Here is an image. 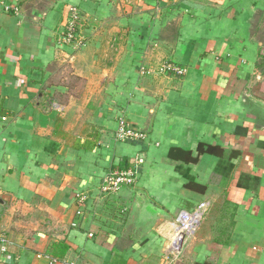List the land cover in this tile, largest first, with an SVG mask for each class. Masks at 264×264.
Segmentation results:
<instances>
[{
    "label": "crops",
    "instance_id": "crops-1",
    "mask_svg": "<svg viewBox=\"0 0 264 264\" xmlns=\"http://www.w3.org/2000/svg\"><path fill=\"white\" fill-rule=\"evenodd\" d=\"M2 1L0 264H166L175 212L202 201L172 264H264V0ZM63 67L87 103L58 97ZM123 121L144 136L118 140Z\"/></svg>",
    "mask_w": 264,
    "mask_h": 264
},
{
    "label": "built area",
    "instance_id": "built-area-1",
    "mask_svg": "<svg viewBox=\"0 0 264 264\" xmlns=\"http://www.w3.org/2000/svg\"><path fill=\"white\" fill-rule=\"evenodd\" d=\"M5 6L4 2L0 0V8ZM79 13L74 8L71 13V20L67 25V30L65 35L62 37V40L66 43H75L77 40V22L79 20ZM79 45L83 44L81 41L78 42ZM162 71L165 72H175L177 74H183L184 69L173 62H166L162 66ZM148 71L146 68L141 69L142 74H146ZM56 107H59L57 103L54 104ZM144 134L142 131L134 129L132 126H129L125 121L123 125L119 128L116 133V138L121 141L127 140H137L138 138L143 137ZM138 165L135 168L124 169V170H115L107 174L101 182V190L104 194H111L117 192L123 185L131 184L136 181L138 177ZM210 205V201H202L198 205L192 208H182L175 220L174 234H171V237L168 240L167 247V263L172 264L177 259L180 258L182 250L186 242L191 238L194 233L197 231L198 227L201 224L202 218L207 211ZM82 211H78V214H81ZM92 235V233L90 234ZM174 235V236H173ZM183 235V238L181 236ZM5 237L0 235V244L1 249L4 251L5 247ZM74 264V263H71Z\"/></svg>",
    "mask_w": 264,
    "mask_h": 264
},
{
    "label": "rangeland",
    "instance_id": "rangeland-1",
    "mask_svg": "<svg viewBox=\"0 0 264 264\" xmlns=\"http://www.w3.org/2000/svg\"><path fill=\"white\" fill-rule=\"evenodd\" d=\"M61 71H64V72H58V77H59V81L60 83H63L65 86L69 85L71 87V89L73 88L74 90H66L65 92H63L61 94V96H58L62 101L63 103L65 104H73V105H80V104H84V103H87L85 102V96L81 95L83 92H84V88H85V83H84V80L76 77V76H72L71 74V71H72V68L70 67H63V70ZM65 78V79H64ZM72 91V92H70ZM93 102V100H91ZM84 113H87L88 112H84ZM141 177V175H139ZM182 208H188V207H185V205H182L180 206V208L178 207V210L175 212V215L173 217V222L175 223V220L177 218V215L179 213V211L182 209ZM182 255V254H181ZM180 255V257H181Z\"/></svg>",
    "mask_w": 264,
    "mask_h": 264
},
{
    "label": "trees",
    "instance_id": "trees-1",
    "mask_svg": "<svg viewBox=\"0 0 264 264\" xmlns=\"http://www.w3.org/2000/svg\"><path fill=\"white\" fill-rule=\"evenodd\" d=\"M215 149H217V147L209 146L208 148L205 149L204 146L201 145V146L199 147V149H198V156H197V157H192V156H191V153L188 152V154H189V158L186 159V160H187V161H190V162H193V163H196V162L199 161V157H200L201 154H203V153H205V152H213V151H215ZM188 186H189L190 188L197 189V190H200V191H204V190H205V187H204V186L199 185V184H196V183H194V182H191L190 184H188Z\"/></svg>",
    "mask_w": 264,
    "mask_h": 264
},
{
    "label": "water",
    "instance_id": "water-1",
    "mask_svg": "<svg viewBox=\"0 0 264 264\" xmlns=\"http://www.w3.org/2000/svg\"><path fill=\"white\" fill-rule=\"evenodd\" d=\"M181 238H183V235L181 236Z\"/></svg>",
    "mask_w": 264,
    "mask_h": 264
},
{
    "label": "bare ground",
    "instance_id": "bare-ground-1",
    "mask_svg": "<svg viewBox=\"0 0 264 264\" xmlns=\"http://www.w3.org/2000/svg\"><path fill=\"white\" fill-rule=\"evenodd\" d=\"M173 234H174V233H173ZM174 235H175V234H174ZM174 235H173V236H174Z\"/></svg>",
    "mask_w": 264,
    "mask_h": 264
}]
</instances>
